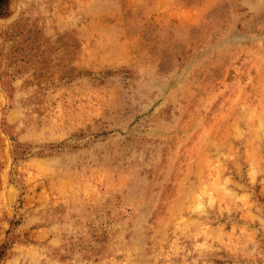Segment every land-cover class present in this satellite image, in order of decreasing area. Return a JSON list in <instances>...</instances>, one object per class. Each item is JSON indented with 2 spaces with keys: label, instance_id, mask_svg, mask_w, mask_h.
<instances>
[{
  "label": "rangeland",
  "instance_id": "obj_1",
  "mask_svg": "<svg viewBox=\"0 0 264 264\" xmlns=\"http://www.w3.org/2000/svg\"><path fill=\"white\" fill-rule=\"evenodd\" d=\"M0 264H264V0H0Z\"/></svg>",
  "mask_w": 264,
  "mask_h": 264
}]
</instances>
